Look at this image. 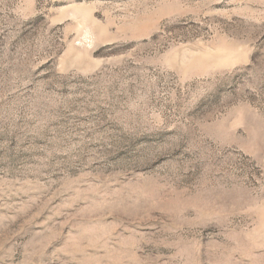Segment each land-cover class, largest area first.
<instances>
[{"label": "rangeland", "instance_id": "374dc122", "mask_svg": "<svg viewBox=\"0 0 264 264\" xmlns=\"http://www.w3.org/2000/svg\"><path fill=\"white\" fill-rule=\"evenodd\" d=\"M0 264H264V0H0Z\"/></svg>", "mask_w": 264, "mask_h": 264}]
</instances>
